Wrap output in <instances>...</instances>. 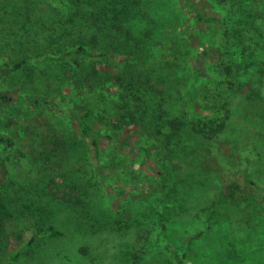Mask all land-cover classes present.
Returning <instances> with one entry per match:
<instances>
[{
	"label": "rangeland",
	"instance_id": "rangeland-1",
	"mask_svg": "<svg viewBox=\"0 0 264 264\" xmlns=\"http://www.w3.org/2000/svg\"><path fill=\"white\" fill-rule=\"evenodd\" d=\"M142 1L131 25L144 47L136 56L110 53L101 58L100 69L116 76L125 72L128 63L163 66L165 75L159 81L173 84L180 91L175 101L190 115L202 118V94L219 88L221 58L244 62L235 45L238 41L229 38V47L220 40L224 38L222 24L198 23L189 6L205 16L226 15L227 11L216 0ZM231 4L257 5L264 10V0H232ZM260 72L257 65L236 77L235 90L229 96L221 91L234 112L229 131L238 136L233 139L224 134L216 140L204 155L214 159L205 169L195 159L180 162L150 156L142 148L143 140L129 131L117 133L113 141L101 140L98 157L72 120L74 112L95 103V93L80 84L49 81L44 102L34 106L22 91L25 85L4 81L0 135L14 145L0 147V190L4 187L9 199H15L11 176L16 174L21 180L18 195L24 197L30 190L39 209L30 211L18 204L23 216L14 212L0 215V264H153L154 259L177 264V253L187 255L186 264H264V189L246 180L248 165L242 153L248 144L254 155L260 148L252 140L260 139L264 129V86L253 91L250 84L251 78L264 81ZM152 82L162 89L168 87ZM109 90L110 104L116 106L117 88ZM92 122L104 130L95 117ZM73 142L78 143L75 162L70 157L58 161L59 150ZM26 156H38L42 168L27 165ZM80 167L87 171L83 189L76 192L86 203L84 216L80 209H65L67 201H58L62 195L57 190L63 181L52 182L63 171ZM231 183L239 185L234 193L229 189ZM66 193L69 199L75 197ZM47 207L57 216L39 225L38 215ZM38 233L40 239L33 250L27 249ZM21 251L23 256L15 258Z\"/></svg>",
	"mask_w": 264,
	"mask_h": 264
},
{
	"label": "trees",
	"instance_id": "trees-1",
	"mask_svg": "<svg viewBox=\"0 0 264 264\" xmlns=\"http://www.w3.org/2000/svg\"><path fill=\"white\" fill-rule=\"evenodd\" d=\"M216 1L227 11L226 15L205 16L193 5L189 7L198 23L212 26L222 24L221 38H224L220 40L225 41V45L228 43L229 47H232L229 38L238 41L235 45L240 49L244 65L221 58L218 65L219 88L202 94L200 104L205 113L202 118H196L193 113L190 115L180 101H175L180 91L173 84L166 80L159 81L165 75L163 66L141 67L128 63L125 72L116 76L100 69L98 63H101L102 57L113 52L136 56L144 47L141 37L133 32L131 25L144 5L142 0H0V100L4 99L1 96L4 81L25 85L22 91L34 106L44 102L47 96L44 89L49 81L80 84L95 93V103L84 106L79 113L74 112L72 120L79 127L81 135L91 141L98 157L101 154V140L113 141L117 133L129 131L143 140L142 148L150 156L180 162L195 159L205 169L207 164L212 165L214 159L204 155L212 150L216 140L224 134L231 135L233 139L238 136L237 132L232 134L229 131L234 112L232 107L229 108L231 102L222 96V92L228 96L232 94L237 83L235 78L257 65L261 76H264V10L257 5L235 6L231 4L232 0ZM237 7L238 12L235 11ZM233 16L235 22H232ZM152 80L168 87L159 88ZM250 84L255 91L264 86V81L257 82L251 78ZM112 86L117 88L113 97L116 106L111 105L109 100V87ZM77 91L74 89L73 92ZM93 117L102 123L106 132L94 126ZM261 132L260 139L252 140L254 147L260 145L259 152L254 155L252 144H248L244 145L242 153L248 165L244 170L246 180L264 189V129ZM12 145L9 138L0 135V147ZM76 145L78 143L73 142L61 148L65 150H59L61 160L57 155L58 161L70 157L71 163H74ZM37 157L26 156V164L40 170L42 165ZM86 172L81 167L77 171L67 169L52 181L58 178L63 181L58 183L62 186L58 185L57 190L62 195L58 201H67L65 209H80L83 216L86 203L81 197L77 198L76 192L83 189ZM95 173L99 175L97 171ZM16 176H11L15 199H9L4 187L0 190L2 217L10 212L23 216L25 212L21 213V209L16 207L18 204L30 211L39 209L33 192L28 190L24 197L18 195L17 187L21 180ZM217 176L226 181L221 172ZM44 181L40 185L43 186ZM238 187V184H229L232 193ZM66 192L74 193L75 197L69 199L70 194ZM56 216L47 207L38 215L39 225L43 226ZM49 232L54 233V230ZM40 233L34 234L27 249L33 250L32 246L40 239ZM22 253H17L15 258L22 257ZM181 255H175L177 264H186L187 255ZM152 263L173 264L170 260L158 259Z\"/></svg>",
	"mask_w": 264,
	"mask_h": 264
}]
</instances>
